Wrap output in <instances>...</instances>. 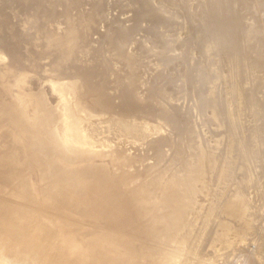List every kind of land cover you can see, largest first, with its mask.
I'll return each instance as SVG.
<instances>
[{"label":"rangeland","instance_id":"obj_1","mask_svg":"<svg viewBox=\"0 0 264 264\" xmlns=\"http://www.w3.org/2000/svg\"><path fill=\"white\" fill-rule=\"evenodd\" d=\"M207 1L187 0L186 6L181 11H192L194 16L202 15L203 9H199V7L201 4L204 6V2ZM226 2V8H228L230 15L228 13L224 14L228 18L220 15V19L225 22L230 21V24L233 27L237 26L241 33H247L251 30L249 32L250 37L249 40L246 37H241V45H238L239 47L232 45V51L230 50L233 56H237V59L241 54L244 56L241 66L235 65L236 61L233 60L229 63L226 58L224 60L213 59L212 65L222 68L221 72L214 73V75L228 77L230 76L229 69L223 67L236 66V79L231 77V81L227 80L230 84H222L220 98L221 96L224 97L226 110H229L232 115L234 114L235 120L240 121L242 124L243 136H245L248 147V167L251 169L258 187H253L249 192V196H251L253 206L258 205V208H256L255 215L248 220L251 223L248 230L238 236L236 234L231 237L227 235L229 241L226 244L229 245L231 240L234 242L230 246H226L224 241L217 243L214 240L216 236L219 234L223 236L228 230L230 224L226 216L229 213L228 209L224 208L223 216L220 212H212L207 220L208 223H214L218 226V231L214 232L212 238L206 242L203 241L204 237L200 238L196 249L193 250L194 252L189 253L186 260L189 264H195L198 259L193 258V255L195 252L200 251L202 244H206L207 250L203 251H207V254L217 253V255H220V250L216 247H221L220 249L229 253L230 257L235 251L236 253L245 251L247 254L242 255L250 257L252 259L251 264L253 261L252 255L254 261L257 260V264H264V124L257 121L258 117L243 114L247 104L254 110H261L264 113V97H255L264 95L262 80V77L264 79V59L262 62L255 55V53H263L259 49V51L255 50L254 53L250 52L247 55V44L254 40L252 38H264V28L262 30L258 28L260 25L264 27V0H226L222 4L225 6ZM5 4L4 0H0V52H4V47L10 43V40L6 39L5 36L20 35L24 41V48L21 52L26 51L27 55L45 43L41 40L43 39L42 34L48 30L50 25L58 21L61 16H68L71 9H74L73 12H79L73 0H39L34 11L21 15L20 19L16 20L12 15V8H10V16L8 13L4 14ZM109 6L114 8L106 17H103L105 19L102 23H97L92 28L91 33H87L85 36L79 29L76 30L83 38L89 40L90 47L94 50L92 55L89 52L83 54L84 57H89V59L91 56L92 67L85 70V78L79 79L78 82L85 80L88 84H119L121 76L118 75L123 72H131V69H134L132 63L138 61L140 71L137 77L144 79L147 84L146 89L138 87L133 92L135 97L138 98V106H148L150 100L147 94H156L158 97L168 95L172 99L181 98V95L191 96L195 86L188 82L187 65L185 63L190 62L193 56L199 58L200 53L195 49L197 43L199 44L198 38L189 36L186 32L189 23H186L178 15H172L165 8L161 20L144 21L143 16H139L144 11L146 15L150 16V13L155 9L153 2L149 0H144L142 6L121 4L119 0H106L104 8ZM181 11L179 12L181 13ZM206 12L205 17L209 20L211 18L209 11ZM191 18L194 25L204 22L203 18L201 20L196 17ZM206 18L205 20H207ZM93 19L97 20L94 17ZM94 20L91 19V21ZM192 23H190L191 27L193 26ZM8 28H10V33L7 31ZM224 28L227 35V25ZM66 32L67 30H60L61 34ZM4 33L5 36H3ZM116 34L121 37V42L118 43L120 51L117 53L118 57L111 56L112 58H110L107 40L115 38ZM243 41L245 46L242 44ZM228 44H230V41ZM70 45L73 46L74 44ZM182 45L192 46L194 50L181 52L179 48ZM254 45L255 42H252L250 46ZM167 49L173 50V53L169 54L171 55L169 58L161 56V53L167 51ZM236 50L238 51L237 54L234 53ZM78 54L79 51L74 55ZM71 58L75 59L74 57ZM123 60L125 61L123 62ZM44 63L45 59L39 57L35 64L26 69L23 62L0 56V66L6 67L0 72L10 78L15 91L17 90L20 96L25 97L27 101L37 90L28 86L26 94L24 88L17 86L18 79L28 77L30 85L40 84L47 98L46 107L51 110L54 116V119L50 120L49 129L51 131L50 135L55 139L62 136L60 128L64 129L65 126L70 125V120L75 124L78 123V126H82L83 137L76 138V132H67L62 143L58 144L57 156L45 161L43 159L41 163H36L33 168L26 170L27 172L23 173L20 170L15 176L10 174V156L12 154V156H16V153L0 151V242H10V252H15L18 256L29 257L36 264H83L85 259L80 256L75 247L80 244L86 245L83 239L87 237V233L92 235L93 232V237L94 235L98 237V234H103V240L105 241L102 242V248L108 250L110 246L111 253L123 246L127 235H135L134 232L129 230L104 232L99 229L110 199L104 195L88 202L79 199L81 198V192L95 185L96 178L92 174H88V166H95L100 176L106 177L109 183L117 189V194L123 195L127 190L138 191L141 180L137 176L144 174L146 166H154L152 172L147 171L146 180L149 181L154 173L159 172L162 165L156 160V165H152L153 160L150 159L151 157L147 158L145 162H141L137 160V156L152 152L149 151L150 146H145L146 143L157 138L164 140L176 127L164 128L159 131L157 126L160 124L150 123L148 119L153 114L142 113V116L128 121L130 128H136V133L122 134L117 129L109 127V125L116 123L115 118L118 116L110 115L112 117L110 118L105 115L101 117L99 115L100 108L97 106L95 99L89 95V91L81 85H77L79 83L72 80V77L64 71L58 72L60 69L55 67L53 71L42 69ZM137 79L139 78L128 80L126 84H138ZM232 82L233 84H231ZM15 85L17 88H15ZM109 88H111L110 85ZM213 95L214 93L209 94L206 92L204 95L198 93L197 97V94H195L196 103H203V99L213 102L215 100ZM236 95L238 99L234 101L235 107L229 108L232 99ZM89 101H92L93 109L83 107L84 103ZM130 101L131 99L127 96H123L119 100L122 105H126ZM178 101L175 103L177 109L185 105L184 110L189 109L190 103L192 106L195 105L194 100L179 99ZM66 103L67 107H65ZM84 110H89L97 115H92V118H90ZM69 112H76V114ZM174 112L173 110L167 111L166 114H161L159 117L160 119L166 117L167 119L177 120V124H179L182 113L188 117L189 122L198 120L199 114L203 117L205 115L207 118L213 116L212 111L203 105L200 108H195L191 115L186 114L185 111L176 113L174 110ZM41 113L37 112L35 118L40 120ZM30 120V124L33 125ZM39 126L42 131L44 126L41 124ZM216 126L211 120L201 126L202 135L206 137L209 145L207 152H202V156H206L205 159H209L208 155H211L210 146L215 143L212 135ZM33 129H29L28 134L26 136L24 134L25 137L21 139L22 142H26L24 147L26 151L32 146L30 137L38 135L35 128ZM225 136V133L221 134V138L224 140H226ZM27 137H29V140ZM166 151L171 155L168 148ZM38 156L44 158L41 152ZM67 160L73 162L69 163ZM65 171L70 172L78 180V183L76 187L70 189L67 195L61 196L57 194L60 189L58 191L57 189L61 182L59 181L60 176ZM204 183L205 185H201V182H198L196 186L199 190H205L208 187L207 183ZM153 189V185L150 184L147 186L146 191L150 193ZM181 195L184 198L179 202V205L182 207L189 206V208L195 210L199 200L197 198L190 200L187 192ZM232 196L233 194H230L228 197L231 198ZM218 213H220L219 217H217ZM195 215L191 213V216ZM198 218L201 225H203L206 219L201 216H198ZM19 229H23V232H20ZM213 230H216L215 226H213ZM210 241L214 242L213 246L208 243ZM211 248L213 250H210ZM230 248L235 251H229ZM92 249L93 247L86 248L83 253L88 255L92 252ZM71 252L75 254L70 255ZM72 259H74V263L71 262ZM234 259L230 260V264H241L240 260ZM102 261L103 259L100 260V263ZM84 264H86V261ZM226 264H229V262Z\"/></svg>","mask_w":264,"mask_h":264},{"label":"bare ground","instance_id":"obj_2","mask_svg":"<svg viewBox=\"0 0 264 264\" xmlns=\"http://www.w3.org/2000/svg\"><path fill=\"white\" fill-rule=\"evenodd\" d=\"M4 1L6 2L4 14L8 13L10 16V8H12L13 11L11 12L16 20H19L21 15L34 11L39 3V0ZM149 1L153 2L155 9L150 13V16L146 15L145 11L139 16H143L142 19L144 21L161 20L164 8L168 9L172 15H178L186 23L188 22L189 25H187L186 32H188L189 36H194L199 40V44L197 43L195 47L200 53L198 55L199 58L193 56L190 62L185 63L187 65L188 82L195 86L193 94L189 97L181 95V98L172 99L168 95L158 97L156 94H147L150 100L148 106H138V98L135 97L133 92L138 87L147 88L146 81L137 77L140 71L138 61L132 63L134 69H131V72H123L118 75L121 76L119 84H88L85 80L78 82L79 79L85 78V70L92 67L91 56L89 59V57H84L83 54L89 52L92 55L94 50L90 47L89 40L83 38L76 30L79 29L86 36L87 33H91L92 28L97 23H102L105 19L103 17H106L114 8L112 6L104 8L106 0H73L79 12H73L74 9H71L70 13L73 12L72 14L61 16L58 21L50 25L48 30L42 34L43 39L41 40L45 43L35 48V51L28 55L26 51L21 52L24 48V41L20 35L5 36V33L3 34L6 39L10 40V43L4 47V52L1 51L3 53L0 52V56L23 62L26 69L35 64L39 57H43L45 63L42 69H50L52 71L54 67L60 69L58 72L64 71L68 76L72 77V80L79 83L77 85H81L89 91V95L95 99L97 106L100 108L99 115L101 117L105 115L108 117L110 115L118 116L115 118L116 123L109 125V127L117 129L118 132L135 134L136 128L133 126L131 127L134 129L130 128L128 121L135 120L142 116V113L153 114L148 119L150 123L156 122L160 124L157 126L159 131L164 128L176 127L164 140L157 138L146 143L145 146H150L149 151L152 152L137 156V160L141 162H145L147 158L151 157L150 159L153 160L152 165H156L157 162L162 165L159 172L154 173L149 181L146 180L147 171L152 172L154 166H146L144 174L137 176L141 180L138 191L127 190L123 195H119L117 194V189L109 183L108 179L100 176L95 166H88V174H92L96 178L95 185L81 192V198L79 199H84L88 202L95 200L101 195L110 199L99 229L104 232L129 230L134 232L135 235H127L123 246L111 253L110 246L108 250L102 248V242L105 241L103 240V234H98L100 237L95 235L93 237V232L92 235L87 233V237L83 239L86 245L80 244L75 247V250L85 259L84 262L86 261V264H189L186 258L189 257L190 252L196 249L200 238L204 237L203 241L206 242L212 238L214 232L218 231V226L214 223H208L207 220L212 215V212H220L221 216H223L224 208L228 209L229 213L226 214L227 219L230 221L228 230L223 236H221L222 234L216 236L214 240L217 243L224 241L226 246H230L234 242L231 240L230 244L227 245L226 243L229 241L227 235L231 237L236 234L238 236L248 230L251 227V223L248 220L255 215L256 208H258V205L256 207L253 206L251 196H249L250 190L253 187H258L257 182L254 180V175L248 167V147L245 136H243L242 124L240 121L235 120L234 114L232 115L229 110H226L224 97L221 96L220 98V87L222 84H230L227 80H230L231 77L236 79V66L223 67L229 69L230 76L228 77L214 75V73L221 72L222 68L212 65L213 59L224 60L226 58L229 63L233 60L236 61L235 65L241 66L244 56L241 54L237 59V56H233L230 50L232 51V45L237 47L241 45V37L248 39L251 30L247 33H241L237 26L233 27L230 24V21L225 22L220 19V15L225 18H228V16H224V14L228 13L230 15L228 8H226L227 2L225 6L222 4L226 0H208L204 2V6L201 4L199 7V9H203L202 15L198 14L195 16L192 11H181L186 6L187 0ZM119 3L142 6L144 5V0H119ZM207 10L211 17L209 20L205 17ZM93 17L97 18V20H94ZM191 17H196L200 20L203 18L204 22L194 25ZM91 19L94 21H91ZM190 23H192V27ZM225 24L228 28L227 35L225 34ZM258 28L262 30L264 27L260 25ZM60 30H67V32L61 34ZM7 31L10 33V28ZM120 38V35L116 34L115 38L107 40L110 58H112L111 56L118 57ZM252 39L254 40L251 43L255 42V45L251 47V43L247 44V55L260 49L263 54L255 53V55L263 62L264 38L258 39L256 37ZM229 41L230 44H228ZM72 43L74 44L73 46L70 45ZM242 44L244 45V41ZM179 49L181 52L194 50L192 46L186 47L183 45ZM78 51L79 54L74 55ZM172 51L167 49V51L161 53V56L169 58L171 56L169 54L173 53ZM176 52L178 53V51ZM234 53L237 54L238 51L236 50ZM4 69L6 67L0 68V71ZM135 78H139L137 79L138 84H126L128 80ZM262 80L264 83L263 77ZM29 82L30 79L28 77L19 78L17 81V86L24 88L26 94L28 86L37 90L27 101L25 97L20 96L17 90L15 91L10 78L0 72V151L16 153V156H12L13 154L10 156V174L12 176H15L20 170L23 173L27 172L26 170L33 168L36 163H41L43 159L45 161L57 156L58 144L62 143L63 137L67 132H76V138L83 137L82 126H78V123L75 124L72 120H70V125L65 126L64 129L60 128L62 136L59 139H55L50 135L49 123H51L50 120L54 119V116L51 110L46 107L47 98L40 84H33L32 86ZM109 85L111 88L108 89ZM15 88H17L16 85ZM206 92L209 94L214 93L213 97L215 100L211 102L203 99V103H196L195 94L198 97V93L204 95ZM123 96L131 99L126 105H122L119 102ZM255 97L263 98L264 95ZM179 99L194 100L195 105L192 106L190 103L189 109L184 110L186 105L177 109L175 103ZM237 99L238 96L236 95L232 99V104L229 108L235 107L234 101H237ZM202 105L210 109L213 116L207 118L205 115L203 117L199 114L198 120L189 122L187 120L188 117L182 113L179 124H177V120L167 119L166 117L160 119L159 117V115L166 114L167 111L171 110L173 112L175 110L176 113L185 111L186 114L191 115L195 108H200ZM93 106L92 101H89L85 102L83 107L93 109ZM65 107H67V103ZM37 112H42L40 120L35 118ZM84 112L90 118H92V115H97L89 110H84ZM69 113L76 114V112ZM244 113L258 117L257 121H261L264 124V113L261 110H254L247 104ZM29 120L33 125L30 124ZM210 120L217 125L213 131L214 134H211L215 143L210 146L211 155H208L209 159H205L206 156L203 157L202 152H207L209 145L206 137L202 135L201 126ZM40 124L44 126L42 131L39 129ZM191 126L193 127L192 129ZM33 128H35V132L38 135L30 137L32 146L26 151L24 148L26 142H22L21 139L28 134L29 129ZM222 133L226 134V140L221 138ZM24 134L25 136H23ZM27 139L29 140V137ZM167 148L171 155L167 153ZM40 152L44 158L38 156ZM67 161L69 163L73 162ZM59 181L61 182L57 191L60 190L57 194L61 196L67 195L70 189L76 187L78 183V180L70 172L66 171L62 172ZM199 181L201 185H205L204 182H206L208 187L205 190H199L196 186ZM150 184L153 185L154 189L148 193L146 188ZM178 189L179 191L177 192ZM259 189L261 188L259 187ZM184 192H187L190 200L194 198L199 200L195 210H192L189 206L182 207L179 205V202L184 198L181 195ZM230 194H233L231 198L228 197ZM191 213L196 215L191 216ZM220 213L217 214V217H219ZM198 216L206 219L203 225H201ZM213 226L216 227V230H213ZM19 230L23 232V229ZM208 243H211L212 246L214 245V242L210 241ZM206 246V244H202L200 251L195 252L193 255V258L198 259L195 264H226L227 262L230 264V260L233 258L240 260L241 264H251L252 259L247 255H242L247 254L245 251H243L244 253H236L235 250L230 248L229 251H235L230 257L229 253L220 249L221 247H216L219 248L220 255H217V253L207 254V251H203L207 250ZM90 247H93L90 254L83 253L86 248ZM5 249L6 254L18 256L15 252H10V242H0V252H4ZM210 250H213V248ZM74 254L70 253V255ZM251 257L253 258L252 264H257V260L254 261V256L252 255ZM101 259L103 261L100 263ZM71 262L74 263V259Z\"/></svg>","mask_w":264,"mask_h":264},{"label":"water","instance_id":"obj_3","mask_svg":"<svg viewBox=\"0 0 264 264\" xmlns=\"http://www.w3.org/2000/svg\"><path fill=\"white\" fill-rule=\"evenodd\" d=\"M0 264H36L26 256L9 255L0 252Z\"/></svg>","mask_w":264,"mask_h":264}]
</instances>
